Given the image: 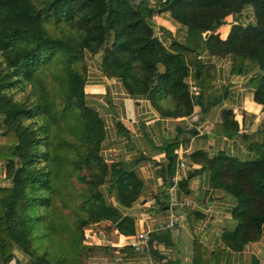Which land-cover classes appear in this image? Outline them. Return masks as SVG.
I'll use <instances>...</instances> for the list:
<instances>
[{
  "label": "trees",
  "instance_id": "16d2710c",
  "mask_svg": "<svg viewBox=\"0 0 264 264\" xmlns=\"http://www.w3.org/2000/svg\"><path fill=\"white\" fill-rule=\"evenodd\" d=\"M134 2L0 0V51L6 65V69L0 68V115L4 123L0 159L8 162L6 171L12 180L11 187L0 188V264L15 259V246L27 249L36 230L45 236L51 233L54 225L49 207L54 197H62L69 209L63 196L67 186L61 180L64 174H75L82 187L77 208L84 213L80 230L109 221L122 234L134 233L133 219L122 216L98 187L108 182L117 203L131 206L143 187L135 169L143 158L107 165L99 154L105 124L98 110L86 104V51L96 53L103 48L104 75L121 79L131 96L147 97L163 117L190 115L194 105L214 91L209 68L197 57L204 51L232 54V74H246L256 68L258 72L249 84L255 88V100L264 106V0H156L157 7L187 28L186 41L174 40L169 48L152 35L154 10L147 7L146 0ZM246 5L254 10V25H233L225 40L213 34L204 38L206 32L224 23L225 16L239 13ZM108 38H112L110 44ZM57 54L65 62L59 72H51L58 93L43 84L39 75ZM189 77L199 85L197 95L189 94ZM21 82L31 87L28 99L18 102L8 90ZM223 115L225 127H237L230 112ZM176 147L169 142L163 147V177L175 172ZM17 162L20 166L14 165ZM209 166L214 186L236 200L233 216L238 226L224 238L240 249L262 233L264 151L250 162L221 154L211 159ZM198 247L195 243V250Z\"/></svg>",
  "mask_w": 264,
  "mask_h": 264
},
{
  "label": "crops",
  "instance_id": "0c3cea01",
  "mask_svg": "<svg viewBox=\"0 0 264 264\" xmlns=\"http://www.w3.org/2000/svg\"><path fill=\"white\" fill-rule=\"evenodd\" d=\"M251 5L241 14L229 15L212 32L225 40L233 25H254L256 17ZM151 24L157 27L159 40L169 48L172 41L185 42L186 26L176 22L168 11L155 15ZM161 29V32L159 31ZM155 31V28H154ZM165 41V42H164ZM209 68L214 91L202 103L194 105L190 115L163 117L145 96H131L121 79L97 74L85 85L86 95L94 98L95 108L105 124L106 161L130 163L143 158L136 172L143 180L137 200L129 207L112 201L122 216L134 221V233L122 234L109 221H103L111 243L91 246L86 264H264V224L256 240L240 249L231 246L224 235L233 233L238 220L233 216L235 198L213 184L209 161L221 154L250 162L264 151V106L254 98L255 88L249 79L258 70L232 74V54H200ZM98 73V72H97ZM188 79L193 80L191 77ZM224 112H230L237 127L224 126ZM0 115V131L3 132ZM233 131L228 135L226 131ZM193 131V133H191ZM176 143L175 172L180 160L185 162L179 180L172 182L175 172L162 176L166 165L165 143ZM252 146V148H251ZM6 160L0 159V188L12 186L6 178ZM188 198L190 207L181 206ZM172 213L183 216L180 229L158 228ZM149 231L160 245L143 246L139 251L125 244L124 237ZM195 243L199 246L195 250ZM210 258L207 263L205 260Z\"/></svg>",
  "mask_w": 264,
  "mask_h": 264
},
{
  "label": "rangeland",
  "instance_id": "374dc122",
  "mask_svg": "<svg viewBox=\"0 0 264 264\" xmlns=\"http://www.w3.org/2000/svg\"><path fill=\"white\" fill-rule=\"evenodd\" d=\"M137 1L139 2L140 0ZM146 2H147L146 3L147 7L154 10L153 12L154 14L151 17L152 20L153 19L155 20L154 18L155 15L157 13L163 12L164 8L160 9V7H157L156 0H146ZM134 4L136 3L134 2ZM242 11L243 9L239 13H232L229 15H238L241 14ZM227 16H225V18ZM225 18L223 20H225ZM150 25L152 28L153 37L158 38V35H156L157 34L156 32L158 31L157 27H154V25L152 27L151 23ZM159 31L161 32V29ZM111 39L112 38H108L107 43L110 44ZM103 53H104L103 48H101L96 53H91L89 51L85 52L84 63L86 66V84L89 82L90 79L95 78L97 74L104 75L101 68ZM64 65L65 62L61 58L60 54H57L52 59L51 62H49L46 66L42 67L39 70V75L41 76V80L43 84L51 86L56 93H58L59 88L56 85V83L53 81L51 72H59L61 69H63ZM0 68L6 69V65L4 63V56L1 53V51H0ZM159 68L160 70L163 69L160 65ZM30 87L31 86L29 84L21 82L13 86L11 89H9L8 94L12 95L14 100L18 102L26 101L29 96ZM85 87H84V91H85ZM92 101H95L94 98H92L89 95H86V104L96 107L95 104L92 103ZM99 114L101 113L99 112ZM100 145L101 146H100L99 154H101L103 159L106 161L107 153L105 151L106 150L105 137ZM117 159L118 161H123L119 158ZM5 164L7 169L9 166L8 162L6 161ZM106 164L111 165L112 163L106 161ZM14 165L20 166V162H17ZM12 174H13V170H12ZM6 179H10V181H12L11 177H9L7 173H6V178L2 177L1 180L4 181ZM61 180H65L64 182H67V186L66 188H64L63 191V196L68 201V204L70 206L69 209L64 206L62 197H54L53 203L49 207V212L51 213V218L54 225L51 233L45 236L41 232H38V230H36L33 233L34 236L32 240H30L27 249H21L15 246L14 247L15 264L16 262H18V264H30L31 262L37 264L39 258H42L44 260L42 262L38 261V263L40 264H48V262L52 264H60L61 261H65L67 264H86L87 257H89L91 250H89L88 249L89 246L83 242L84 230H80L78 227V225L80 224V219L84 215V213L77 209L82 200L81 199L82 187L78 185L77 182L75 181V174H70V176L68 177H65L64 174L61 176ZM108 186H109L108 182H105L101 184L98 188L102 192L105 199L109 203H112V201L115 198V195L114 192L108 188ZM97 227L105 228L103 221L99 222Z\"/></svg>",
  "mask_w": 264,
  "mask_h": 264
},
{
  "label": "built area",
  "instance_id": "2783aa9c",
  "mask_svg": "<svg viewBox=\"0 0 264 264\" xmlns=\"http://www.w3.org/2000/svg\"><path fill=\"white\" fill-rule=\"evenodd\" d=\"M136 4L139 2L136 0ZM198 58H202L201 55L197 56ZM188 88H189V94L190 95H197L200 91L199 85L191 79L187 80ZM178 152L176 151L175 154ZM185 167V162L183 160H180L178 163V166L176 168L175 175L172 177V182H177L179 180V174L181 169ZM183 207H190L191 200L188 198H185L181 204ZM98 223H94L91 225H88L84 228V240L83 242L88 246H94V245H100L103 243L110 244L111 240L109 238V235L105 232L103 228L97 227ZM183 226V216L180 213H172L169 218L159 225L158 228H167L169 230L173 229H180ZM124 240L126 241L125 244L132 247L135 251H139L143 246L146 248H154L158 245H160L159 241L154 238L151 235V232L149 231H141L139 233H136L132 236L124 237ZM8 264H15L14 260L9 262ZM145 264H156L153 261L145 263Z\"/></svg>",
  "mask_w": 264,
  "mask_h": 264
}]
</instances>
